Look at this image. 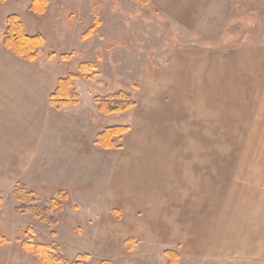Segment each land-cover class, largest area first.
Instances as JSON below:
<instances>
[{
    "label": "rangeland",
    "instance_id": "obj_1",
    "mask_svg": "<svg viewBox=\"0 0 264 264\" xmlns=\"http://www.w3.org/2000/svg\"><path fill=\"white\" fill-rule=\"evenodd\" d=\"M31 1H0V38L8 14L42 34L34 60L54 86L94 65L93 78L73 80L77 105L48 101L56 114L91 117L74 121L82 133L90 126L81 148L91 165L24 179L34 159L13 154L6 172L0 155V264H41L25 239L52 246L63 264L80 254L85 264H264V0H48L38 15ZM119 90L135 105L100 114L93 97ZM63 125L51 142L67 147L80 132ZM115 125L129 127L120 146L97 145Z\"/></svg>",
    "mask_w": 264,
    "mask_h": 264
},
{
    "label": "crops",
    "instance_id": "obj_2",
    "mask_svg": "<svg viewBox=\"0 0 264 264\" xmlns=\"http://www.w3.org/2000/svg\"><path fill=\"white\" fill-rule=\"evenodd\" d=\"M38 59L25 62L15 57L3 47L0 38V155L6 172L9 171L10 156L23 154L34 159L31 168L29 162L23 171L29 169L28 172H33L32 168L36 166L35 173H27L26 177L23 176L24 179L29 176H41L38 175L39 172H50V178L57 181L59 176L56 172L59 170L77 172L82 171L86 165H91L90 161L84 162L86 157H91V153L86 155L82 149L85 148L83 139L90 138V126L82 133L74 122L82 120L85 123L87 120L90 125L91 117H74L75 115L56 114L51 111L48 95L57 77L55 78L54 73L40 68ZM10 114L16 119L11 118ZM12 124L19 127L14 131H19L17 143L21 140L25 143L18 145L12 140ZM63 124H72L80 132L72 133L76 140H70V144L64 143L68 148L63 144L51 142L54 139L53 132L65 127ZM44 175L42 178L45 180Z\"/></svg>",
    "mask_w": 264,
    "mask_h": 264
},
{
    "label": "trees",
    "instance_id": "obj_3",
    "mask_svg": "<svg viewBox=\"0 0 264 264\" xmlns=\"http://www.w3.org/2000/svg\"><path fill=\"white\" fill-rule=\"evenodd\" d=\"M136 1L143 5L148 2V0ZM47 4L48 0H32L28 9L33 14H42L46 10ZM4 24L5 26L1 40L3 47L11 51L16 57L22 58L26 61L34 60L45 43L44 36L39 33H27L17 14L6 15L4 18ZM95 26L96 23L91 26L87 33H85V37L91 34ZM95 74V67L92 63L82 62L78 65L76 73H68L59 77L48 97L50 106L58 108L69 104L77 105L79 103V97L75 91L73 80L77 79L79 76L93 78ZM93 102L96 105L97 111L103 115L124 113L135 105V102L130 98V96L122 90L115 91L104 96H94ZM128 129L129 127L126 125L106 126L97 134L95 143L104 149L119 147L120 144L116 145L114 143V139H121L122 135L125 134ZM18 186L20 190L23 188L22 185ZM29 197L31 201L36 200L34 195H30ZM49 203V206L52 205L54 209H58L61 205L58 199H51ZM17 210L18 212L31 211L34 216L41 217V220L47 223L55 222L46 214L48 209L41 212L30 206H20ZM6 243H8V239H5L2 235H0V244ZM21 249L24 252L33 255L40 261L41 264H63L64 262L62 255L50 245L34 243L30 239H25L21 243ZM165 254L172 255L171 251H165ZM87 259V254H80L77 256V260L72 264H85ZM101 264L107 263L102 262Z\"/></svg>",
    "mask_w": 264,
    "mask_h": 264
}]
</instances>
